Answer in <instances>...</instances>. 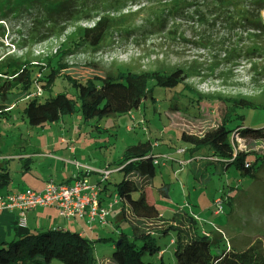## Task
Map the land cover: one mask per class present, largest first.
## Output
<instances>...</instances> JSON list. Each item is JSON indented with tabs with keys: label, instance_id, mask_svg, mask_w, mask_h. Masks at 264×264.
I'll return each instance as SVG.
<instances>
[{
	"label": "rangeland",
	"instance_id": "rangeland-1",
	"mask_svg": "<svg viewBox=\"0 0 264 264\" xmlns=\"http://www.w3.org/2000/svg\"><path fill=\"white\" fill-rule=\"evenodd\" d=\"M90 1L99 10L88 14L77 12V17L81 18L79 21L53 34H48L49 27L45 24L35 28L37 32L31 31L33 19L44 11L38 2L13 15L5 12L6 8L1 4L0 67L9 66L0 69V83L10 79L12 69L28 62L33 69L31 77L34 87L40 85L48 57L55 55L54 60L59 58L62 64H66L60 73L78 80L109 73L117 76L128 71L168 73L180 68L187 77L184 82L209 98L199 102L201 114L198 117L185 109L181 99L171 97L169 91L154 88L137 109L127 113L84 119L74 108L61 114L56 121L31 125L22 115V106L32 98L26 97L28 93L9 106L14 109L10 118L5 117L6 114L0 115L1 129L3 125L14 126L22 134L17 143H0L1 154L8 156L7 159L11 157L8 163L19 162V167H14L16 172L11 173L12 179L18 178L16 174L25 169L27 162L14 156H30L32 170L47 172L54 180L71 172L72 166L66 160L86 163L95 170L115 169L127 146L138 141L150 139L158 143L154 152L160 149L170 153L188 147L179 140V134L202 135L216 127L219 123L217 118L225 108L224 97H244L264 105V52L254 49L255 46L264 48V38L250 35L254 33L252 26L257 25L258 20L264 24V9L258 10L260 2L222 0L217 5L211 0ZM101 1H107L109 5L116 2V6L106 5L108 8H105L102 4L104 7H101ZM139 7L143 11L136 13ZM153 9L155 13L151 12ZM146 11L150 12L148 20L143 16ZM101 15L121 21L123 27L114 28L116 26L111 24L110 30L95 47L78 44L80 42L76 41L75 34L77 27H90ZM132 22L133 28H124ZM44 35L47 37L42 38ZM2 70H6L7 74ZM34 91L35 88L30 93ZM62 92L74 95L75 91L66 80L58 77L51 89L42 90L38 101L43 102L47 97ZM175 104L178 108L170 107ZM244 114L246 124H264V115L250 110H244ZM241 123V120H234L229 126ZM0 135L3 136V133L0 132ZM61 137L71 143L60 145L57 142ZM231 137L235 140V152L243 151L248 154L246 161L254 162L250 172L237 170L234 165L227 170L208 166L201 171L196 160L194 164L185 166L166 160L164 164L156 166L155 176L150 179L146 193L149 197L154 196L160 210L165 206L166 210L161 213L167 212L166 217L188 202L202 233L210 238H220L223 248L244 250L254 245L264 253V158L260 157L264 156V141L242 138L236 134ZM48 155L52 157L48 158ZM203 162L201 160L199 165H203ZM178 167H182L181 170L178 171ZM122 175L121 171H114L108 177L106 190L112 197ZM17 178L14 180L17 181ZM88 179L96 182L99 174L92 173ZM6 186L11 188L10 185ZM158 188L166 190L169 198L159 197ZM215 196L223 204L221 213L217 214L213 204ZM119 209L120 206L115 204L108 225L100 230L93 224L94 233L85 232L86 226L80 221L70 226L69 231L83 232L93 242L96 264H113L109 259L120 231L132 238L131 226L156 231L167 224L158 219H136L128 206L121 213L122 218L117 216L116 220ZM178 226L182 227L181 224ZM152 236L162 251L143 255V261L173 264L172 239L176 237V231L170 228ZM98 237L108 239L101 241ZM136 244L140 246L142 241L137 240ZM51 264L62 263L53 260Z\"/></svg>",
	"mask_w": 264,
	"mask_h": 264
},
{
	"label": "trees",
	"instance_id": "trees-1",
	"mask_svg": "<svg viewBox=\"0 0 264 264\" xmlns=\"http://www.w3.org/2000/svg\"><path fill=\"white\" fill-rule=\"evenodd\" d=\"M88 1L90 0H0V5H4L5 12L13 15L20 9H27L28 6L30 7L38 2L44 8V11L33 19V29L31 31L45 24L49 27L48 34H53L62 32L68 24L79 21L81 18L77 17V12L88 14L90 11L99 10L91 1ZM211 1L217 5L222 2V0ZM252 1L254 3L260 2L259 12L264 9V0ZM102 4L105 8H108L106 5L116 6L114 5L116 2L109 5L107 1H101V7H104ZM142 11L143 9L139 7L136 13ZM151 12L155 13L156 11L153 9ZM149 14L150 12L146 11L143 16L148 20ZM112 19L113 17L109 15H101L90 27H77L75 34L77 35L76 41L80 42L78 44L95 47L100 44L110 30L111 24L116 26L114 28L121 29L123 27H121V21H113ZM133 27L134 23L132 22L124 28L131 29ZM252 29L254 33L250 35L264 38V24L261 20H258L257 25L252 26ZM36 30L33 32H37ZM43 37L45 38L47 35ZM254 49L260 53L264 52V48L261 46H255ZM54 56L48 57L46 70L42 74L43 78H41V92L44 89H51L58 77L66 80L75 92L74 95L62 92L59 94L60 96H49L43 102L38 101L41 94L28 99L22 109V115L31 125L56 121L61 114L71 112L74 108L81 113L84 119L122 112L127 113L132 109H137L151 94L150 90L154 88H163L165 91H169L171 97L181 99L180 102L183 101L184 104H181L184 105L185 109L187 108L188 112L190 111L198 117L201 114L198 109L199 102L209 98L184 82L187 77L180 68H175L168 73L128 71L117 76L109 73L104 76L94 75L78 80L69 75L61 74L60 71L66 67V64H62L59 58L54 60ZM8 66L3 65L0 69ZM29 66L28 62H24L22 67L16 66L17 68L12 69L10 79H4L0 83V115H3L6 112L5 109L10 108L9 106L17 99H21L28 93L30 94L32 89L35 88L31 77L33 69L31 70ZM2 72L7 74L6 70H2ZM153 98L154 96H152ZM222 101L225 108L217 118L219 123L216 127L206 130L202 135L187 134L185 132L179 134V140L188 144V147L183 148V153L170 152L169 154L173 156L172 163L175 162L180 166L178 161L182 159H189V163L192 164L196 161L200 164V161L204 160L203 165L197 163L201 171L207 169L208 166L227 170L231 165H234L240 171H251L254 162L251 164L246 161L248 160V154L243 151L235 152V140L231 136L236 134V136L242 138H254L264 141V124H246L244 114V110H250L264 115V105L256 104L244 97H224ZM170 107L178 108V105L175 104ZM234 120H241L242 123L230 127L229 123ZM157 144L147 139L127 146L117 167L123 175L121 180L116 183L115 194L119 199L118 205L121 212L126 210L125 207L128 206L131 214L136 219H158L163 224H167L164 226L165 228L156 231L139 229L135 225L131 226L132 238H129L125 232L120 231L117 240L114 241L113 252L109 260L113 264H150L143 261L142 256L147 253L150 255L159 254L162 251L154 243L152 234L163 233L172 228L176 231V237L172 239L174 245L173 264H264V253L257 250L256 246H249L244 250H234L230 247L223 248L220 244V238H210L202 233L198 227L199 222L195 218V212H193L188 202L184 206H182L183 204L179 206L170 214V217H166L167 212L160 215L161 210L155 204L154 196L149 197L146 193L150 185V179L155 176L156 166L161 165L160 159L158 163H154V160L164 153L160 150L154 152ZM182 155L188 157L180 158L179 156ZM260 157L264 158L262 155ZM246 163L249 165L246 166ZM180 168L178 167V170ZM9 179L8 172L2 170L0 172V188L6 185ZM107 183L108 180L104 182L101 194L106 191ZM159 190V197L169 198L166 190L158 188ZM222 198L224 197L222 196ZM103 200L104 198L101 197L100 202ZM183 207H187V210ZM180 224L182 227L178 226ZM106 239L108 237L98 238L101 241ZM118 240L120 243L117 245ZM137 240L142 241L140 246L136 244ZM53 260H57L62 264L97 263L93 252V242L78 232L62 229L27 231L11 240L0 241V264H51Z\"/></svg>",
	"mask_w": 264,
	"mask_h": 264
},
{
	"label": "built area",
	"instance_id": "built-area-1",
	"mask_svg": "<svg viewBox=\"0 0 264 264\" xmlns=\"http://www.w3.org/2000/svg\"><path fill=\"white\" fill-rule=\"evenodd\" d=\"M36 85L35 91L27 95V98L41 94L40 85ZM175 152L183 153L184 149H177ZM159 159L161 160L160 164H164L166 160H172L173 156L169 153H162L158 158H155L154 163H158ZM189 161V159H182L178 162L180 166H184ZM72 164L75 172L70 183L48 179L40 190L26 188L22 191L2 194L0 195V211L15 210L20 227L25 226L26 213L38 207H53L60 217L82 219L89 227L93 224L107 225L108 217L111 215L114 205L118 204L119 199L114 194L113 197L110 195V200L107 203H103L104 200L100 202L101 192L109 175L119 169L95 170L90 165L79 161H73ZM92 173H98L99 180L91 182L87 177ZM213 204L216 207L215 214L221 213L223 204L219 197L213 199Z\"/></svg>",
	"mask_w": 264,
	"mask_h": 264
},
{
	"label": "crops",
	"instance_id": "crops-1",
	"mask_svg": "<svg viewBox=\"0 0 264 264\" xmlns=\"http://www.w3.org/2000/svg\"><path fill=\"white\" fill-rule=\"evenodd\" d=\"M25 105L22 106V109L24 108ZM13 106L11 108H6V112L4 114H6L5 117L10 118V113L14 110L12 109ZM3 116V115H1ZM1 119V118H0ZM9 129V130H8ZM0 132L3 133V136L0 135V143H17L18 138H22V134L21 132H19L18 129H15L14 126H7L4 127V125L2 126V129L0 128ZM60 145H63L65 143H71V141L65 139L64 137H61L59 142ZM1 146H0V172L3 171H7L8 175H9V182L6 185H10L11 188L7 187L6 185H4L5 187H7L5 190H1L2 187L0 188V195L2 194H6L9 192H16V191H21L23 189L26 188H31V189H36V190H40L42 189L44 183L48 180V179H52V176L50 174H48L47 172H35L34 170H32V168L30 167V156H25V157H21V156H14L15 158L21 159V160H27L26 162V166L25 169L21 171V173L16 174L18 180L15 181L14 179L11 178V173L14 174V172H16V170L14 169V167H19V162H16L15 164H10L8 163V160H10L11 157H9L8 159L5 155L1 154ZM160 150V149H159ZM162 151V150H160ZM52 157L51 155H48V158ZM180 158H187L184 155L179 156ZM55 158V157H53ZM57 159V158H55ZM64 161V160H63ZM69 160H66L65 162L69 163L72 166L71 172L68 173L67 176L63 177V178H57L58 182H65V183H70L72 181V177H73V173H74V167H73V161L68 162ZM88 178V177H87ZM54 180V178H53ZM108 180V179H107ZM3 186V187H4ZM110 195L111 193L108 192L107 190L102 194V197L104 198L103 203H107L110 200ZM166 199V198H165ZM177 208V207H175ZM166 210L165 206L162 208L161 211ZM160 211V215H162L163 213H161ZM175 211V210H174ZM173 211V212H174ZM113 213V212H112ZM111 215L108 217V223H109V218H111ZM121 211L119 209L118 213L116 214L115 219L117 220V216L122 218L121 215ZM114 214V213H113ZM17 212L15 210H3L0 211V241H4L7 240L8 238L13 239L14 237H16L17 235H21L28 232H35V231H45L48 229H62V230H68L70 229V226L75 222H82L83 225L86 226L85 228V232H90V233H94V227L91 226L89 227L84 220H79L76 219L74 217H70V218H64V217H60L57 213V210L53 207H38L36 209L30 210L26 213L25 216V226L24 227H20L18 226V222H17ZM108 225V224H107ZM96 228H98L100 230V228L104 227L100 224H95L94 225ZM82 235H84L83 232H78ZM99 238V237H98Z\"/></svg>",
	"mask_w": 264,
	"mask_h": 264
},
{
	"label": "water",
	"instance_id": "water-1",
	"mask_svg": "<svg viewBox=\"0 0 264 264\" xmlns=\"http://www.w3.org/2000/svg\"><path fill=\"white\" fill-rule=\"evenodd\" d=\"M120 243V241L118 240L117 242H116V244L118 245Z\"/></svg>",
	"mask_w": 264,
	"mask_h": 264
}]
</instances>
